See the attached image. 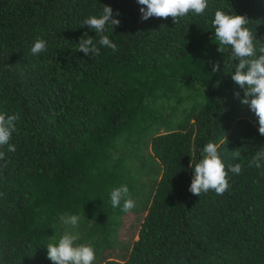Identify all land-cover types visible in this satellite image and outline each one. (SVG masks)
<instances>
[{
    "label": "trees",
    "instance_id": "trees-1",
    "mask_svg": "<svg viewBox=\"0 0 264 264\" xmlns=\"http://www.w3.org/2000/svg\"><path fill=\"white\" fill-rule=\"evenodd\" d=\"M103 6L120 13L105 33L118 50L98 45L86 56L81 37H99L82 22ZM140 8L0 0V113H20L16 151L0 148V264H52L46 246L67 215L81 217L70 230L94 244L96 259L120 251L104 264H264V175L248 167L264 136L231 78L239 61L218 52L212 23L218 9L246 16L264 44V0H209L178 25L144 21ZM37 39L47 48L33 55ZM221 140L225 164L240 163L241 173L229 172L223 195L192 194L190 164ZM122 185L135 201L128 213L110 201Z\"/></svg>",
    "mask_w": 264,
    "mask_h": 264
},
{
    "label": "clouds",
    "instance_id": "clouds-1",
    "mask_svg": "<svg viewBox=\"0 0 264 264\" xmlns=\"http://www.w3.org/2000/svg\"><path fill=\"white\" fill-rule=\"evenodd\" d=\"M141 6V18L147 21L149 18H172L178 25L181 20L186 19L189 14L203 15L209 7V0H137ZM117 11L115 14L109 6H103L99 16L93 15L84 19L82 27L87 26L97 34L99 39H93L87 33L81 37L78 43V51L86 56L99 55L100 47L110 48L113 52L118 50L117 45L105 33L109 28L113 31L121 24ZM215 42L218 45V52L224 54L226 49L230 50V60L239 61L234 64L235 72L231 78L241 89H244V98L240 103L250 107L251 111L258 118L259 133L264 136V44H261L255 33L247 26L249 20L246 16L237 15L233 11L225 12L216 10L213 20ZM259 45V47H257ZM47 42L37 39L31 48L33 55L46 51ZM229 65L224 63V68ZM221 71L219 62H212V72ZM239 99L240 93H235ZM20 120V113H0V148L7 146L8 152H15L16 146L11 144L13 133L18 131L17 122ZM224 141L208 142L202 149L201 156L193 168L194 175L189 191L197 196L202 193L214 191L217 195H223L230 187L228 181L229 172L240 174L242 165H226L220 154V148ZM233 157L239 159L240 151H234ZM5 152L0 151V160H5ZM7 167V163L3 165ZM248 167L261 169L264 175V147L258 149ZM0 193V196H3ZM110 201L113 208L121 207L122 211L130 212L135 207V201L129 198V188L122 185L110 192ZM62 223L66 226L63 235L57 240L51 237L47 244V259L52 264H95L96 248L92 242L77 243L79 236L70 230L79 226L81 217L79 215L62 216Z\"/></svg>",
    "mask_w": 264,
    "mask_h": 264
},
{
    "label": "rangeland",
    "instance_id": "rangeland-1",
    "mask_svg": "<svg viewBox=\"0 0 264 264\" xmlns=\"http://www.w3.org/2000/svg\"><path fill=\"white\" fill-rule=\"evenodd\" d=\"M135 241L138 240V236L136 235L135 238H134ZM120 251L118 249H115V251H107L105 252L104 254V261H103V256L102 258H98L96 259L95 261V264H104L106 263L107 261H111V260H120Z\"/></svg>",
    "mask_w": 264,
    "mask_h": 264
}]
</instances>
